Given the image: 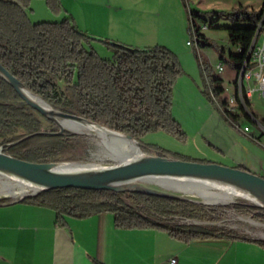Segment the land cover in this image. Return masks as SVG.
I'll use <instances>...</instances> for the list:
<instances>
[{
  "label": "trees",
  "instance_id": "16d2710c",
  "mask_svg": "<svg viewBox=\"0 0 264 264\" xmlns=\"http://www.w3.org/2000/svg\"><path fill=\"white\" fill-rule=\"evenodd\" d=\"M30 1L0 0V63L30 91L57 109L82 115L89 121L130 135L145 150L160 155H167V152L153 145H143V136L156 130L170 131L181 138L186 136L172 114L173 88L181 68L168 47L139 48L106 38L103 41L114 47V58L104 59L92 48L91 41L96 39L94 35L81 29L74 17L55 22H32L27 12ZM46 1L54 10H61L60 0ZM197 16L205 19L202 15ZM231 16L252 23L227 27L236 52H230L226 58L223 49L221 58L239 69L259 24L264 30V7L248 14L240 8ZM219 18L216 15L211 26ZM198 42L200 46L209 44L200 30ZM239 46L242 47L240 52L237 51ZM203 65L206 69L204 62ZM59 80L65 83L66 89ZM209 81L215 95L225 90L221 77L209 78ZM41 116L44 115L25 103L15 87L0 74L3 150L29 161H59V155L71 140L82 137L68 130L57 134V131L44 128ZM16 128L24 132L15 134ZM27 135L30 136L23 139ZM181 159L205 162L190 156ZM10 200L8 197L0 199L2 202ZM22 200L53 208L62 224H65L66 215L82 218L110 211L115 214L119 226L157 227L185 241L208 237L246 239L235 231L220 227L172 225L159 220L175 216L201 218L203 205L188 198L138 191L63 187L44 189ZM219 208L234 209L264 222V207L258 205L234 203ZM257 241L264 246V239Z\"/></svg>",
  "mask_w": 264,
  "mask_h": 264
},
{
  "label": "rangeland",
  "instance_id": "374dc122",
  "mask_svg": "<svg viewBox=\"0 0 264 264\" xmlns=\"http://www.w3.org/2000/svg\"><path fill=\"white\" fill-rule=\"evenodd\" d=\"M60 1L61 10L57 11L50 7L46 0H31L27 7L29 18L32 22L37 23L41 21H61L69 17L70 12L65 5V0ZM263 7L264 0H150V3L143 7L139 18L146 24L145 29L148 31L152 43L150 46L164 45L168 47L175 54L180 64L181 72L177 76L173 88L172 114L186 134L184 138H181L166 130L151 131L143 136V145L148 144L163 149L169 156L175 158L190 156L205 162L221 163L212 159L216 157V153L219 151L207 138L212 135V131H216L214 128H217V133L220 131L217 126L219 124L218 120L222 119L237 136V139H233L232 142H236V140L238 142L236 152L240 160L230 164H221L245 168L243 165H248L249 159L253 162L258 157L264 156V134H261L262 129L255 121L245 117L241 118V122L248 124L251 132L260 138L255 140L237 128L226 117L220 104L212 97L210 82L206 78V75H208L210 79L216 76L223 79V85L227 91L225 94H216L217 99L223 104L226 94L234 91L232 77L235 74L233 65L229 61L228 63L224 62L221 58L223 49L226 58H228L230 52H236L235 45L229 39L227 27L252 25L250 21L243 18L235 20L231 14L238 13L240 8L246 14L255 13ZM197 14L202 15L205 19L199 18ZM216 15H219L220 18L211 26V20ZM193 20L200 27L204 23L208 24V28L200 30V33L207 37L209 44L198 46L195 42L193 44L189 43L190 40L194 39ZM263 34L264 30H262ZM93 35L96 38L91 41L93 50L104 59H113L114 47L103 41L108 37ZM121 42L139 47L134 43ZM203 61L206 69H204ZM220 62L224 63V70L221 72L217 70V65ZM59 83L66 89V85L62 80H59ZM23 101L26 103L25 100ZM251 109L257 118L264 122V96L259 91H255L251 98ZM41 119L44 128L52 131L60 129L59 125L51 119L45 116H41ZM23 132L22 129L16 128L14 133ZM77 134L82 137L72 139L69 146L63 149L58 157L60 162L85 161L105 165H113L119 162V158L116 157L113 149L106 145L99 136L79 132ZM140 147L144 152L158 154L153 150H145L141 144ZM239 162L243 165L241 166ZM258 174L264 176V171L263 173L260 171ZM23 184L24 181L19 178L0 173L1 195L8 193L11 195L8 197L10 199L19 198L21 197L20 194L11 193L10 191H19L21 185L24 186ZM208 185L209 187H197L202 192L203 197L214 198L215 195L211 194L210 190L215 192L224 191L212 183ZM207 189H209L208 193L206 192ZM199 203L203 205L201 218L175 216L159 220L172 225L197 224L207 227H220L235 231L242 237L264 239V222L255 219L250 214L240 213L234 209L219 208L221 205L234 203L258 205L256 202L238 197L228 203H206L204 201Z\"/></svg>",
  "mask_w": 264,
  "mask_h": 264
},
{
  "label": "crops",
  "instance_id": "0c3cea01",
  "mask_svg": "<svg viewBox=\"0 0 264 264\" xmlns=\"http://www.w3.org/2000/svg\"><path fill=\"white\" fill-rule=\"evenodd\" d=\"M149 3L65 0L69 15L81 29L139 47L152 45L146 24L139 18ZM206 78L209 81L208 75ZM218 123L220 133L214 128L216 131L207 138L219 151L212 159L234 163L240 160L238 142H232L237 136L222 119ZM243 132L255 140L260 138L251 130ZM243 166L263 173L264 156L253 162L249 159ZM9 196L0 194V199ZM257 239L208 237L185 241L157 227L119 226L110 211L82 218L66 215L62 224L49 206L18 198L0 201V264H171L174 257L176 264H264V246Z\"/></svg>",
  "mask_w": 264,
  "mask_h": 264
},
{
  "label": "water",
  "instance_id": "95a60500",
  "mask_svg": "<svg viewBox=\"0 0 264 264\" xmlns=\"http://www.w3.org/2000/svg\"><path fill=\"white\" fill-rule=\"evenodd\" d=\"M0 74L15 87L28 105L59 125L60 129L55 132L57 134L64 133L65 130L73 133L86 131L101 136L121 134L135 140L130 135L89 121L82 115L53 107L42 97L30 91L1 63ZM29 136L27 135L23 139ZM138 144L140 146L139 142ZM106 145L113 149L119 158L118 163L105 165L85 161L35 162L5 152L1 148L3 145H1L0 173L11 175L17 179L20 178L41 188L37 192L21 195L18 198L20 200L48 188L78 187L110 189L118 192L138 191L203 202L202 192L197 187H209V183H214L232 188L241 196L261 201L263 205H258L264 206V176L256 172L217 162L192 161L168 155L147 153L141 147L142 154L125 159L123 157L125 153L120 151L116 144L110 141ZM7 195L9 196V194Z\"/></svg>",
  "mask_w": 264,
  "mask_h": 264
},
{
  "label": "built area",
  "instance_id": "2783aa9c",
  "mask_svg": "<svg viewBox=\"0 0 264 264\" xmlns=\"http://www.w3.org/2000/svg\"><path fill=\"white\" fill-rule=\"evenodd\" d=\"M196 25L197 23L193 20L194 39L190 40L189 43L193 44L195 42L196 45L200 46L198 42V31L207 29L208 24L204 23L202 27ZM237 51H242V47L239 46ZM248 56L249 58H247ZM217 70L219 72L224 70L223 62L217 65ZM233 85V93L228 92L226 94L223 104L217 99L210 86L212 97L220 104L226 117L232 121L237 128L245 132L251 130L248 124H243L241 122V118L245 117L254 120L262 129V134H264V122L259 120L251 109V98L254 92L259 91L260 94L264 96V34L262 35L261 25L256 31L243 65L239 69L235 68ZM226 91L227 89L222 93L225 94ZM170 263L176 264L177 259L175 257L170 259Z\"/></svg>",
  "mask_w": 264,
  "mask_h": 264
},
{
  "label": "bare ground",
  "instance_id": "6f19581e",
  "mask_svg": "<svg viewBox=\"0 0 264 264\" xmlns=\"http://www.w3.org/2000/svg\"><path fill=\"white\" fill-rule=\"evenodd\" d=\"M85 121H87V120H85ZM94 124H96V123H94ZM102 127H104V126H102ZM79 133H88V132L80 131ZM88 134H92V133H88ZM93 135H97V134H93ZM97 136H99L102 139V141L106 144L109 143L110 141L113 142V144H116L118 149L120 151H122L123 153H125V156H123L125 159H129L132 156L142 154L138 142L135 140L129 139L128 137H126L124 135L118 134V135H113V136H101V135H97ZM212 184H214V183H212ZM23 185L24 186L21 185V189L19 191L12 190L10 192L11 193L14 192L16 194L24 195V194H28V193L37 192L41 189L37 185L30 183V182H26V181H24ZM214 185L222 188L224 191L223 192H215V191L210 190V192H212L211 194H214L215 197L214 198L203 197L204 202H206V203H219V202L228 203V202L234 201L238 197H243V198L252 200V201L256 202L257 204L263 205L261 201L239 195L232 188L225 187V186L218 185V184H214ZM208 191H209V189L206 190L207 193H208ZM7 194L8 193H6V195Z\"/></svg>",
  "mask_w": 264,
  "mask_h": 264
}]
</instances>
